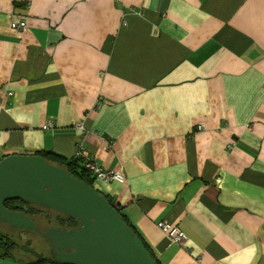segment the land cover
I'll return each instance as SVG.
<instances>
[{
	"label": "crops",
	"instance_id": "0c3cea01",
	"mask_svg": "<svg viewBox=\"0 0 264 264\" xmlns=\"http://www.w3.org/2000/svg\"><path fill=\"white\" fill-rule=\"evenodd\" d=\"M81 142L162 264H264V0H0V162Z\"/></svg>",
	"mask_w": 264,
	"mask_h": 264
},
{
	"label": "water",
	"instance_id": "95a60500",
	"mask_svg": "<svg viewBox=\"0 0 264 264\" xmlns=\"http://www.w3.org/2000/svg\"><path fill=\"white\" fill-rule=\"evenodd\" d=\"M10 201L66 216L77 226L42 231L28 214L7 209ZM0 221L14 230L43 235L58 264H157L118 213V205L41 156L13 154L0 162Z\"/></svg>",
	"mask_w": 264,
	"mask_h": 264
},
{
	"label": "trees",
	"instance_id": "16d2710c",
	"mask_svg": "<svg viewBox=\"0 0 264 264\" xmlns=\"http://www.w3.org/2000/svg\"><path fill=\"white\" fill-rule=\"evenodd\" d=\"M78 150H79V145H78ZM36 155L45 158L47 161H49L50 163H52L54 165L63 167L73 177H75L76 179L86 183L90 187H95V182L97 181V179L95 178L93 173L86 167V164L88 162H95V164H98L95 160H93V159L88 160L87 158L78 157L77 154H76V157L68 158L66 156L60 155V154L53 152V151H50V150H48V151H45V150L37 151ZM101 194H103V193L101 192ZM105 197H106V200L112 206L116 205V201L113 197H111L110 195L109 196L105 195ZM5 207L9 210L24 212V213L28 214L33 219H34V217L48 218V215H46V214L49 212V210L38 209V208H36V206L28 205V204L21 202V201L7 202V203H5ZM118 213L122 216L126 225L128 227H130L132 229V231L138 237H140L142 239L146 248L155 257L157 264H162L159 261V259L155 256V254L150 250V248L146 244L143 237L133 227V225L129 221L128 217L122 213L119 206H118ZM61 216L62 215L58 214L56 216L57 218L55 219L56 222L59 223V226H61L64 222V219H61ZM35 222L39 223L36 220H35ZM51 224H53L52 221H51ZM74 225L75 224L70 223L69 227H72ZM55 226H57V225H52L50 227H55ZM0 253L3 257H5V258L9 257V258H12L16 261L22 262V261H25L28 259L29 260L28 262H30L31 264L56 263L54 260L44 256L43 254L38 253L35 249H32L31 245L25 244L24 247H21V248H20V246L19 247L16 246L15 243L12 241V239H10V237H8V236L5 237L4 235H2L1 231H0Z\"/></svg>",
	"mask_w": 264,
	"mask_h": 264
},
{
	"label": "rangeland",
	"instance_id": "374dc122",
	"mask_svg": "<svg viewBox=\"0 0 264 264\" xmlns=\"http://www.w3.org/2000/svg\"><path fill=\"white\" fill-rule=\"evenodd\" d=\"M48 218L44 217H34L36 221L39 222L41 226L40 229L42 231L47 230L52 225H58L59 223L56 222L57 213L48 212ZM51 221L53 224H51ZM0 231L2 235L5 237L8 236L12 241L15 243L16 246L24 247L25 244L31 245L32 249H35L38 253L43 254L44 256L48 257L49 255L52 256L50 252L51 243L47 238L37 232H23L19 230H14L8 225L4 224L0 221ZM50 244V246H49Z\"/></svg>",
	"mask_w": 264,
	"mask_h": 264
},
{
	"label": "built area",
	"instance_id": "2783aa9c",
	"mask_svg": "<svg viewBox=\"0 0 264 264\" xmlns=\"http://www.w3.org/2000/svg\"><path fill=\"white\" fill-rule=\"evenodd\" d=\"M16 28L18 30H25L27 28V21H23L19 23ZM52 127L51 123H48L45 126V130L49 129ZM77 128L81 132H85V128L82 123H78ZM84 144L81 142L79 144V150L77 152L78 157H83L84 149H83ZM86 167L93 173L97 181L105 183V184H112V183H117L119 185H126V177L122 171L119 170H111V169H105L98 164H95V162H88L86 164ZM159 228L162 229L164 232L169 229V235L172 237V240L175 243H181L186 237L183 232L178 231V230H173L170 228L167 223H159L158 224Z\"/></svg>",
	"mask_w": 264,
	"mask_h": 264
},
{
	"label": "flooded vegetation",
	"instance_id": "af4514ba",
	"mask_svg": "<svg viewBox=\"0 0 264 264\" xmlns=\"http://www.w3.org/2000/svg\"><path fill=\"white\" fill-rule=\"evenodd\" d=\"M61 219H64V222H63V224L61 225V226H59V224L57 225V226H55L54 228H64V229H69V228H75L76 226H77V224L74 222V221H72L71 219H69L68 217H66V216H61ZM70 223H72V224H75L74 226H72V227H69V225H70ZM51 229V227L50 228H48L47 230H45V231H49ZM49 246H50V244H49ZM51 250V249H50ZM48 258H50L51 259V257H50V255L48 256Z\"/></svg>",
	"mask_w": 264,
	"mask_h": 264
},
{
	"label": "clouds",
	"instance_id": "9594fccd",
	"mask_svg": "<svg viewBox=\"0 0 264 264\" xmlns=\"http://www.w3.org/2000/svg\"><path fill=\"white\" fill-rule=\"evenodd\" d=\"M200 129H201V128H200ZM83 156H85V154H84Z\"/></svg>",
	"mask_w": 264,
	"mask_h": 264
}]
</instances>
